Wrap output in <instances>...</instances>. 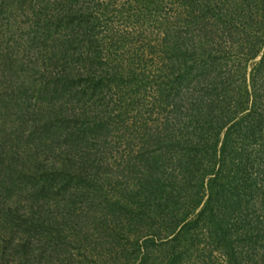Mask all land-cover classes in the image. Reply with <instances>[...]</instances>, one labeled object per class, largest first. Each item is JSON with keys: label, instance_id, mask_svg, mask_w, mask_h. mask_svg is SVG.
Here are the masks:
<instances>
[{"label": "trees", "instance_id": "trees-1", "mask_svg": "<svg viewBox=\"0 0 264 264\" xmlns=\"http://www.w3.org/2000/svg\"><path fill=\"white\" fill-rule=\"evenodd\" d=\"M138 1L151 76L108 1L0 0V264H264V0Z\"/></svg>", "mask_w": 264, "mask_h": 264}, {"label": "rangeland", "instance_id": "rangeland-1", "mask_svg": "<svg viewBox=\"0 0 264 264\" xmlns=\"http://www.w3.org/2000/svg\"><path fill=\"white\" fill-rule=\"evenodd\" d=\"M98 1H108L109 4H111V7H110V10L108 12H103L105 9H103V7H101V9L97 10L96 7L95 9L98 11V13H96L95 15L98 16L99 14H102V13H108V14H114L115 15V19L113 20L112 22V25H114V29L118 32H120V34H123L125 35L128 40L127 42L124 44V49L122 50L123 52V60H124V66L127 64V63H131V61H133L138 67L139 69H144V68H147V71L149 73V75L151 76L152 75V72L155 73L156 71V66L151 63V61L148 59L149 57H152L154 58L155 55H152L149 53V51L151 50L150 48L153 49V47H156L157 48V44L161 41V30H163L161 28V26H158V25H153L152 27L151 26H146L143 24L142 21H135V17H134V14H131L130 13V17L131 18H124V14H120V7H124L125 8V5H130V9L133 8V12L134 13H137L139 12L141 9H140V2L138 0H98ZM130 1V3H128ZM141 1V0H140ZM207 1H210V0H207ZM142 2V1H141ZM223 0H213V8L215 10V14H211L210 13V17L211 18H214L216 16H219L218 18H222L224 17V19H226L224 13H225V10H221L220 7L218 6V3H222ZM165 8H164V11L163 13H170V16L171 17H174L175 15L177 16L178 14H181V10L177 5L176 3H173L172 0H166L165 1ZM184 7V6H183ZM5 9V7L3 6L1 8V11H3ZM193 16L192 17H197L199 16V12L196 11L192 14ZM185 15H183L184 17ZM165 18L164 14H161V18ZM186 17V16H185ZM229 19H235V17L233 15H231L230 17H227ZM227 20V19H226ZM11 21V18H9L7 20V23H4V24H0V44L2 42L3 46L7 45L8 48H10L12 51H15L17 54H18V57H20V51L22 49H26L28 51V49L26 48L29 41H31L29 35L27 37V35H23L22 34V30L25 32L29 29H26L24 27H21L22 25L19 23V24H15V23H12L10 22ZM181 25V24H179ZM244 26L248 27L249 26V23L246 22V24H243ZM19 27V29L17 28ZM9 30L10 32L14 31V30H17V39H18V42H20L21 46H18V44L15 42V41H11L8 39L7 36H5V32L6 30ZM114 30V31H115ZM135 30H137L138 32H136ZM230 31V29H224V32H225V35L223 33H219L221 32L220 30L218 31V34L217 35H220L221 37V41H225L226 43H229V44H236L238 42H241L243 43V37L241 36V33H237L235 36H233L232 38L228 39V32ZM142 34L143 36V39L144 41L147 42V45H146V48H145V51H144V57L145 58H141L140 61L136 62L135 59L132 57V51H133V48L130 49V46L132 45L133 43V39L132 37L130 36L133 35L135 40L137 41V45H140L142 46V44H140L142 42V38L139 37V34ZM21 35V37H20ZM206 40L208 39V42L211 43L213 42L214 39H217V37H215V35H211L209 36H205ZM137 38H140L137 40ZM219 41V40H218ZM158 42V43H157ZM206 42V41H205ZM264 47V46H263ZM245 48V47H244ZM150 49V50H149ZM237 49V48H236ZM235 49V50H236ZM131 50V51H129ZM154 51V50H153ZM215 50L212 51V54L213 56H210V59L214 61L215 63V67L218 66V63H220L221 65L223 64V58L221 59V57L219 58H216L218 56L217 53L214 52ZM8 53V51H6ZM25 52V51H24ZM236 52V51H235ZM245 52H246V48H245ZM233 53V51H228L226 53V56L230 58V60L227 59V62L224 64V68H230L231 67V70L232 71H235V69H237V77L236 78H239L242 74V69L241 67L238 66V63L239 62H242V61H237L236 64L234 63V60H233V57L231 56V54ZM239 53V52H238ZM248 53V52H247ZM197 54H199V52H197ZM242 54V53H241ZM240 54V55H241ZM143 57V56H141ZM201 61L202 60H205V58H207V54H203L202 57H201ZM200 59V58H199ZM261 59V57H257L255 58L254 60L252 61H249L248 62V65H247V70H246V73H247V78L249 77V74L252 70V66L255 65L256 63L259 62V60ZM22 62V67L24 68V71L27 72L28 71V56L27 58L24 60V62L21 60ZM30 62V61H29ZM42 62H39V65H41ZM234 65V66H233ZM244 65V63H243ZM41 67V66H39ZM223 69V67H222ZM151 88H146V92H142V99H146V101H149L150 99V95L151 93H149ZM119 94H114L113 92V99H119L118 97ZM93 99H96V98H93ZM130 115V114H129ZM41 149L45 150L44 148L40 147ZM210 177H208L206 180H209ZM27 199L24 198V200ZM29 204V202L27 203ZM143 232V230H142ZM16 258L14 259H11L9 258V264H17L16 263Z\"/></svg>", "mask_w": 264, "mask_h": 264}]
</instances>
